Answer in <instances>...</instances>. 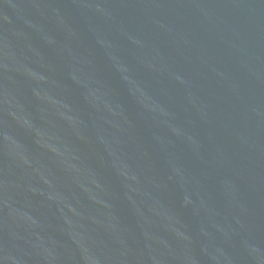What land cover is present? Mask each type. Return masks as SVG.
Segmentation results:
<instances>
[{
    "label": "water",
    "instance_id": "95a60500",
    "mask_svg": "<svg viewBox=\"0 0 264 264\" xmlns=\"http://www.w3.org/2000/svg\"><path fill=\"white\" fill-rule=\"evenodd\" d=\"M0 264H264V0H0Z\"/></svg>",
    "mask_w": 264,
    "mask_h": 264
}]
</instances>
